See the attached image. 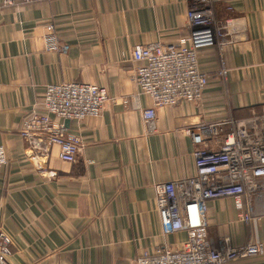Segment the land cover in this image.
Segmentation results:
<instances>
[{
    "label": "crops",
    "instance_id": "1",
    "mask_svg": "<svg viewBox=\"0 0 264 264\" xmlns=\"http://www.w3.org/2000/svg\"><path fill=\"white\" fill-rule=\"evenodd\" d=\"M192 1L0 0V146L8 154L0 168V227L14 241L11 264H133L146 252L181 249L187 233H164L155 186L195 174L199 146L188 128L228 118L252 126L264 105V0H220L216 17L232 19L244 40L200 52L209 79L201 102L158 108L156 129L144 124L141 111L152 102L138 95L132 51L177 44ZM49 23L65 52L48 49ZM72 82L106 86L115 100L100 117L70 121L82 146L67 163L45 137L34 148L21 132L44 110L48 85ZM260 183L256 196L240 197L241 208L235 198L209 202L217 248L264 245ZM228 264H264V255Z\"/></svg>",
    "mask_w": 264,
    "mask_h": 264
},
{
    "label": "built area",
    "instance_id": "2",
    "mask_svg": "<svg viewBox=\"0 0 264 264\" xmlns=\"http://www.w3.org/2000/svg\"><path fill=\"white\" fill-rule=\"evenodd\" d=\"M35 3L43 0H4ZM220 0H193L187 13L188 31L177 44L160 42L139 45L132 51L136 67L134 82L138 95L147 96L152 106L141 111L142 121L156 129L158 108L180 103H199L208 85V76L199 65L200 52L244 40L232 19H218L215 14ZM229 11L233 8L228 7ZM264 15V11H263ZM49 50L66 51L56 34V26H46ZM223 68L220 75L226 77ZM110 97L108 88L98 84L61 83L48 85L43 100L44 110L35 112L22 125V137L34 148L45 137L50 145L59 147V157L75 163L82 139L68 130L64 121H84L100 117ZM129 103V99L123 101ZM188 136L199 148L193 153L195 174L155 186L156 208L165 234L186 232L181 249H158L144 253L133 264H228L237 259L264 255L263 244L217 248L209 234L207 219L210 201L256 196L264 179V105L252 126H240L233 119L202 123L188 128ZM8 164L5 147L0 146V168ZM13 238L0 227V264H11Z\"/></svg>",
    "mask_w": 264,
    "mask_h": 264
},
{
    "label": "water",
    "instance_id": "3",
    "mask_svg": "<svg viewBox=\"0 0 264 264\" xmlns=\"http://www.w3.org/2000/svg\"><path fill=\"white\" fill-rule=\"evenodd\" d=\"M69 123H70V121L67 120V121H66V127H68Z\"/></svg>",
    "mask_w": 264,
    "mask_h": 264
}]
</instances>
